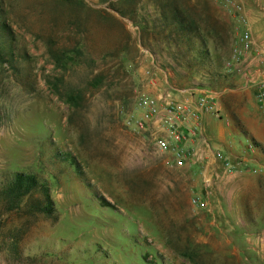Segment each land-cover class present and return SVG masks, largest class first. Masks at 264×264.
<instances>
[{
	"label": "rangeland",
	"instance_id": "374dc122",
	"mask_svg": "<svg viewBox=\"0 0 264 264\" xmlns=\"http://www.w3.org/2000/svg\"><path fill=\"white\" fill-rule=\"evenodd\" d=\"M76 1L11 0L12 28L29 56L2 69L0 187L13 170L32 172L53 211L30 208L41 193L9 208L0 190V264H264V116L251 88L224 67L236 18L205 0L231 43L215 54L210 45L201 68L189 41L152 29V8L141 30L138 17L113 22L107 2L83 0L74 11ZM238 1L264 55V0ZM78 40L82 51L56 66L52 53ZM201 89L220 113L203 134L243 157L241 170L207 186L194 166L168 164L154 144L162 130L138 107L143 94L161 102ZM67 91L82 93L78 105L65 103ZM192 192L203 205L192 204Z\"/></svg>",
	"mask_w": 264,
	"mask_h": 264
},
{
	"label": "trees",
	"instance_id": "16d2710c",
	"mask_svg": "<svg viewBox=\"0 0 264 264\" xmlns=\"http://www.w3.org/2000/svg\"><path fill=\"white\" fill-rule=\"evenodd\" d=\"M107 2L108 7L117 15H109L113 22L121 24L120 17L136 20L138 17L142 24L139 28H147V8H152L154 19L152 29L158 28V34L165 40L185 43L189 41V49L196 53L191 57L193 61L204 68V59L211 54L208 47L212 46L213 54L219 46H228L231 37L224 24L218 21L216 10L205 0H99ZM83 4V0H77L73 10ZM11 0H0V83L2 81V69L5 67L16 68L20 62H25L28 53L21 50L16 34L12 28L9 17ZM199 42V43H198ZM83 43L78 40L76 45L66 52L52 53V59L57 66H63L74 60V57L82 51ZM209 58V57H207ZM190 64V62H189ZM67 67V66H66ZM63 66V68H66ZM64 101L73 107L79 104L82 98L81 92L67 91ZM2 112L0 110V121ZM73 165L74 163L71 162ZM0 190L7 196L9 208L17 206L23 198L30 194H42L29 202L34 211L51 214L53 203L48 196V186L40 182L32 172L13 170L8 178L2 182Z\"/></svg>",
	"mask_w": 264,
	"mask_h": 264
},
{
	"label": "built area",
	"instance_id": "2783aa9c",
	"mask_svg": "<svg viewBox=\"0 0 264 264\" xmlns=\"http://www.w3.org/2000/svg\"><path fill=\"white\" fill-rule=\"evenodd\" d=\"M210 1L217 3L238 22L239 32L232 41L224 67L228 72L240 75L243 84L251 88L264 116V55L252 38L242 5L238 0ZM138 107L145 117L144 120L153 117L162 130V134L155 138L154 144L166 155L169 165L185 167L194 161L204 162V166L199 168L204 186L210 183V178L204 175L205 169H211L212 177L217 178L243 168L242 155L230 157L219 148L212 147L201 131V125L207 116L220 117L217 101L208 90L197 91L195 97L165 98L161 102L156 97L143 94L138 99ZM139 125H142V122H139ZM245 139V148L253 150L254 144ZM200 147L204 149L200 150ZM262 149L264 150V146ZM207 151H211L213 161H208ZM191 202L194 206L204 204L199 203L198 196L194 193Z\"/></svg>",
	"mask_w": 264,
	"mask_h": 264
},
{
	"label": "crops",
	"instance_id": "0c3cea01",
	"mask_svg": "<svg viewBox=\"0 0 264 264\" xmlns=\"http://www.w3.org/2000/svg\"><path fill=\"white\" fill-rule=\"evenodd\" d=\"M242 8H243V5H242ZM243 11H244V8H243ZM245 12V11H244ZM251 30V29H250ZM252 30H253V28H252ZM255 30V29H254ZM211 121V119H210V117L209 116H207L205 119H204V121H203V123H202V125H201V131H202V133H203V125L205 124V123H209ZM205 136V135H204ZM198 138V137H197ZM199 142V141H198ZM212 147H215V146H213L212 145ZM201 149H204V148H202V147H200V150ZM247 151L249 152V153H252L253 152V150L251 151V150H248L247 149ZM258 152V151H257ZM235 153V152H234ZM235 154H238V153H235ZM241 154V153H240ZM257 154H258V156L259 157H262V155L260 154V153H256V156H257ZM264 155V154H263ZM235 156V155H234ZM207 157H208V161L210 162V161H213L214 160V157H213V155H212V153H211V151H207ZM264 157V156H263ZM253 158H255V157H252V159ZM208 161H207V163H208ZM192 166H194L196 169H199L201 166H204V162H202V163H200V162H198V161H194V162H192V163H190L189 164V166L188 167H192ZM206 168V167H205ZM211 173H212V170L211 169H205V176L206 177H209L210 178V182L212 181H215L216 180V182H218V181H220V180H222L223 178H227L228 176H231L233 173H228L227 175H225V176H222V177H212V175H211ZM201 179H202V181H203V175H201ZM193 193V192H192ZM193 195V194H192ZM192 195H191V198H192ZM191 200V199H190Z\"/></svg>",
	"mask_w": 264,
	"mask_h": 264
}]
</instances>
